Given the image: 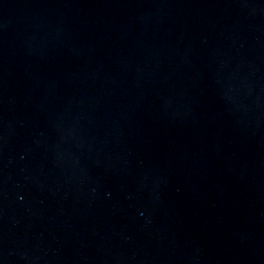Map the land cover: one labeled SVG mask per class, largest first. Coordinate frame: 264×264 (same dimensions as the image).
I'll use <instances>...</instances> for the list:
<instances>
[{
    "label": "water",
    "instance_id": "water-1",
    "mask_svg": "<svg viewBox=\"0 0 264 264\" xmlns=\"http://www.w3.org/2000/svg\"><path fill=\"white\" fill-rule=\"evenodd\" d=\"M0 264H264V0H0Z\"/></svg>",
    "mask_w": 264,
    "mask_h": 264
}]
</instances>
